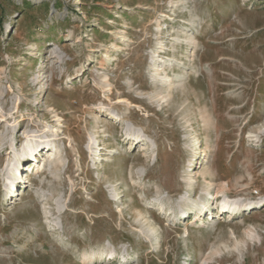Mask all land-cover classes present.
I'll return each mask as SVG.
<instances>
[{
	"label": "rangeland",
	"instance_id": "374dc122",
	"mask_svg": "<svg viewBox=\"0 0 264 264\" xmlns=\"http://www.w3.org/2000/svg\"><path fill=\"white\" fill-rule=\"evenodd\" d=\"M0 264H264V0H0Z\"/></svg>",
	"mask_w": 264,
	"mask_h": 264
},
{
	"label": "bare ground",
	"instance_id": "6f19581e",
	"mask_svg": "<svg viewBox=\"0 0 264 264\" xmlns=\"http://www.w3.org/2000/svg\"><path fill=\"white\" fill-rule=\"evenodd\" d=\"M10 25H8L7 26V28L9 27ZM18 131V130H17ZM41 147L39 148V150L38 151H41L42 149L41 148H49V146L48 145H46V144H44V143H41ZM41 149V150H40ZM28 154L29 155H32V151L31 150H29L28 151ZM96 161V160H95ZM101 163V162H100ZM234 209H235V207H230V206H228L227 204H225V203H223V204H221V210L220 211H226V210H229V211H232V212H234ZM210 211H212V210H210ZM186 212H183L182 213V216H184V214H185Z\"/></svg>",
	"mask_w": 264,
	"mask_h": 264
}]
</instances>
